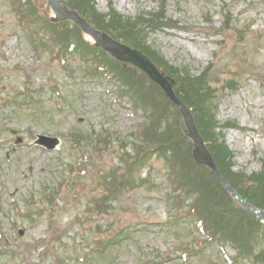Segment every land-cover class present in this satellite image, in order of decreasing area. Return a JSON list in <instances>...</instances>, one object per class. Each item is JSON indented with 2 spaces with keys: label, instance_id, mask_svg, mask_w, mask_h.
<instances>
[{
  "label": "rangeland",
  "instance_id": "1",
  "mask_svg": "<svg viewBox=\"0 0 264 264\" xmlns=\"http://www.w3.org/2000/svg\"><path fill=\"white\" fill-rule=\"evenodd\" d=\"M8 1L0 0V234L7 236L0 242V264H18L15 257L22 252L29 255L27 264H160L157 255L164 258L161 264H230L217 247L191 255L197 245L193 239L200 237L194 223L164 224L166 167L155 156L136 170L141 186L119 194L118 200L108 203L106 214L85 212L93 200L103 199V179L120 167L118 158L130 149L133 138L129 135L140 118L117 98L107 80L81 77L87 64L78 55L68 57L67 70L75 69L73 78L47 55L39 59ZM94 8L105 21L114 11L131 21L144 17L146 21L137 22L140 25H172L173 29L144 28L137 40L189 76L212 66L202 79L206 97L202 106H215V116H210L214 123L231 124L211 130L215 135L220 131L214 145L229 155L231 168L224 172L238 177L232 184L249 199L250 194L258 196L254 202L264 199V192L259 196L252 187L256 184L252 177L264 172L260 171L264 162V0H95ZM18 93L20 97L14 98ZM188 100L194 108L201 103ZM195 112L207 119L198 107ZM105 131L114 135L117 144L97 159L96 136ZM38 134L60 138L59 149L35 146ZM182 143L189 150L185 138ZM79 165L85 170L81 177L75 173ZM144 179L149 183L144 185ZM49 191L55 194L53 203L44 204L40 197L46 198ZM35 211H41L36 216L40 221L48 219L49 213L57 215L59 233H50L54 242L44 239L42 222L26 217ZM18 228L23 230L22 252L12 244L19 237ZM123 229L132 230L131 237L102 256L93 252L91 242L101 232L113 238ZM263 247L262 242H254L255 252ZM183 252L189 256L179 259ZM225 253L234 254L230 248Z\"/></svg>",
  "mask_w": 264,
  "mask_h": 264
},
{
  "label": "trees",
  "instance_id": "2",
  "mask_svg": "<svg viewBox=\"0 0 264 264\" xmlns=\"http://www.w3.org/2000/svg\"><path fill=\"white\" fill-rule=\"evenodd\" d=\"M76 4L78 6L77 9L82 14L91 18L93 22L97 23L98 27H102L106 31H117L121 33L128 39L126 42L149 54L151 57L156 58L152 51H150L145 45L138 43L136 40L137 36L144 31L142 30V26L137 25L134 22L122 21L121 18L115 16H113L111 21H108L105 24L104 18L97 14L95 8L90 5V2L83 4L80 0H76ZM55 34L58 42L63 46V48H67L69 43H74L77 49L80 47L84 52L91 54V51L84 46L81 35L76 28L70 29L64 25L60 29L56 30ZM117 37L120 38L118 35ZM93 54L96 55L95 52H93ZM155 61L162 63L161 60L158 61V59ZM165 69L168 70L166 66ZM171 69V71L169 70L171 74L179 73L176 69ZM181 78L182 85L180 91L176 89L177 93L184 97L189 105L192 104L188 100L189 98L201 101V103L196 105V109L198 107L200 113L203 115L207 114L206 118L208 119V114L210 112L212 113V111L211 109H204L202 106V103L206 100L205 91L201 88L203 78L189 76L188 74H184ZM140 91L143 93L148 102L151 104L155 102V106L157 107H164L166 104V112H170L166 99L163 97L162 93L157 91L153 86L147 84L146 82H141L140 87L138 88L139 93ZM177 112L178 111H174L172 116H169L166 113L164 117L163 112L159 111L158 120L161 122L166 119L169 128L164 129L160 133L157 128L155 129L154 137L159 144L157 154L161 157L168 158L170 161L180 164L182 168H184L182 177H184L186 186L191 190H194L197 194L196 205L200 206L199 214L204 218L203 222L206 223L208 221L206 223L208 234L212 237H220L225 242H230L238 251L239 256L243 257V259H252L254 264H264V253L262 255H256L254 253V247L251 246V243L254 245V242L259 239V232L264 235V228L259 224L253 215H249L247 213L243 214L237 212L235 209H232L225 192L222 191L219 185L208 175L207 171L193 163L189 150H185L182 143L184 135L181 134V131L178 129V125L180 126V123L177 118ZM195 117L203 138L209 143L210 151L217 166L227 177V180L230 183H233L232 179H235L238 182L239 179L237 176L224 172V168L231 167L230 162L227 161L229 155L225 153L224 149L214 145L215 143H218L216 135L211 132V130L215 128L214 121L211 119L207 120L203 116L200 118L197 116ZM158 126L159 124L156 125V127ZM172 126L174 127V133L172 131ZM183 150H185L186 153ZM252 178H254L253 181L256 183H253L252 185V187L255 188L253 190H255V193H258L260 196L261 192H264V172ZM247 182H250V180L247 179ZM235 185L236 184H234V186ZM241 194L254 206L264 210L263 198L260 197V199L254 202L253 198L258 197L255 194H250L252 199H249L246 194L244 195V192H241Z\"/></svg>",
  "mask_w": 264,
  "mask_h": 264
},
{
  "label": "water",
  "instance_id": "3",
  "mask_svg": "<svg viewBox=\"0 0 264 264\" xmlns=\"http://www.w3.org/2000/svg\"><path fill=\"white\" fill-rule=\"evenodd\" d=\"M145 66L147 67V71L149 72V74L158 82H161V79L156 75V73L154 72L153 68L147 63L145 64ZM165 91L167 93V95L177 103V105L180 107L183 116H184V121L186 126L188 127L189 130V136L193 139L194 143H195V151H194V157L196 158V160L204 165H207L208 167H210V169L212 170V175L215 176L216 178L219 179V181L225 186L226 184L224 183V181L222 180V178L220 177V175L218 174L216 167L211 159V157L209 156L208 151L206 150L203 141L201 140V138L199 137V135L197 134V131L194 127L192 118L190 117L187 109L180 103L178 102L175 97L173 96L170 88H165ZM228 188V187H227ZM247 209L253 211L254 213H257L258 215H260V218L262 220H264V214L256 211L255 209H252L250 206L245 205L244 203H242Z\"/></svg>",
  "mask_w": 264,
  "mask_h": 264
}]
</instances>
